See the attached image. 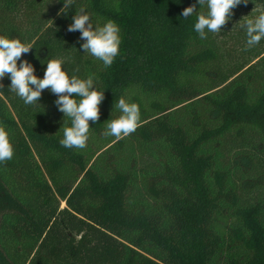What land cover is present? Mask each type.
Segmentation results:
<instances>
[{
    "label": "trees",
    "instance_id": "trees-1",
    "mask_svg": "<svg viewBox=\"0 0 264 264\" xmlns=\"http://www.w3.org/2000/svg\"><path fill=\"white\" fill-rule=\"evenodd\" d=\"M197 0H0V35L33 43L21 57L44 77L60 58L71 77L104 92L84 149L60 143L58 97L26 105L0 84V125L13 158L0 163V264H264V39L245 50L244 12L201 39ZM80 7L120 28L105 68L68 26ZM242 19V20H241ZM241 20V21H240ZM21 61H18V66ZM123 97L141 126L103 133ZM77 99H79L77 97Z\"/></svg>",
    "mask_w": 264,
    "mask_h": 264
},
{
    "label": "clouds",
    "instance_id": "clouds-1",
    "mask_svg": "<svg viewBox=\"0 0 264 264\" xmlns=\"http://www.w3.org/2000/svg\"><path fill=\"white\" fill-rule=\"evenodd\" d=\"M74 0H64L61 13H66ZM200 8L206 12L197 14L196 5L186 7L182 16L187 19L197 14L194 30L201 39H207V34H220L222 28L228 23L235 9L241 3L247 4L248 0H197ZM243 17L240 25L246 31L245 50L251 49L264 39V11L254 18ZM241 19V20H242ZM240 20V21H241ZM69 32L79 31L81 45L85 53L100 60L104 67H110L120 53L121 36L117 23L109 19L101 25H93L91 16L84 7L76 10L73 22L68 26ZM33 43H23L19 38H7L0 35V81L5 76L11 80L9 90L20 97L26 105H35L41 98L45 89L50 90L58 99L55 104L58 110L70 121V126L63 124V147L84 149L90 135L89 121L96 123L100 119V105L104 100V92L97 90L95 74H90L86 79L71 77L64 70V61L60 58L47 61L44 77L36 76L34 66L27 60L21 61L24 54L30 52ZM18 61H21L18 66ZM3 85L0 84V88ZM77 97L79 99H77ZM114 108L121 115L109 120L106 124L104 135L114 137V143L134 133L141 126V113L139 105L129 103L123 97L115 103ZM14 148L10 142L9 133L0 125V163L13 158Z\"/></svg>",
    "mask_w": 264,
    "mask_h": 264
},
{
    "label": "rangeland",
    "instance_id": "rangeland-1",
    "mask_svg": "<svg viewBox=\"0 0 264 264\" xmlns=\"http://www.w3.org/2000/svg\"><path fill=\"white\" fill-rule=\"evenodd\" d=\"M259 10L258 9H255V10H249L247 12H244L241 16L242 17H245V16H248L247 18H254L255 16L259 15Z\"/></svg>",
    "mask_w": 264,
    "mask_h": 264
}]
</instances>
